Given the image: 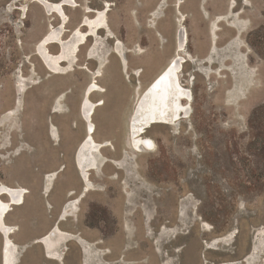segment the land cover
Instances as JSON below:
<instances>
[{"label":"rangeland","instance_id":"obj_1","mask_svg":"<svg viewBox=\"0 0 264 264\" xmlns=\"http://www.w3.org/2000/svg\"><path fill=\"white\" fill-rule=\"evenodd\" d=\"M35 1L0 0V189L26 191L0 230V264L7 243L12 264H264V0H69L65 23ZM107 5L103 52L91 39L49 71L36 47L51 28L86 33ZM182 27L188 61L176 75L191 113L148 130L155 151H135L132 113ZM94 82L107 92L92 94L88 121ZM89 122L101 162L84 176L76 153ZM52 232L68 240L49 255Z\"/></svg>","mask_w":264,"mask_h":264},{"label":"bare ground","instance_id":"obj_2","mask_svg":"<svg viewBox=\"0 0 264 264\" xmlns=\"http://www.w3.org/2000/svg\"><path fill=\"white\" fill-rule=\"evenodd\" d=\"M35 2L39 3L45 10H47L46 12H49L51 15H56L60 19V21H64V23L65 20H67V14L64 10L65 7L71 8L74 6H72L69 0H61L56 3L49 2L47 0H37ZM108 9L109 5L106 6V10L98 11L94 18H85L83 26H85L88 31L86 33H83L81 30H76L75 35L71 39H64V31L62 28L56 29L54 26L53 28H51L50 32L46 34V36L37 44L36 50L38 57H40L41 60L45 63L49 71L57 73L61 70L63 64L75 63V59L78 57L81 51V47L85 46L91 39L96 40V44L95 47L93 46V50L96 51V53L103 52L101 51L99 37L100 32L104 29V27L107 26L106 15ZM88 12L92 11L89 10ZM188 40L189 37L187 30L185 27H182L177 32L176 55L171 60L169 65L153 80L152 83H150V85L147 86V88L138 99L139 101L137 107L135 109L133 108L134 111L129 123V132L131 137L130 140H132V137L134 138V141H131V146L135 151H155V141H153V139H151L150 137L145 136L147 135L149 129L153 128L154 126L172 129L173 126L179 127L182 120H186L189 118V115L191 113L190 109L192 108L191 104L194 99L192 90H190L189 86L187 87L183 85L180 73L178 74L177 72V76L173 80L174 73L178 71L179 67L184 68V60H186V63L188 61L186 53ZM50 45L58 46L60 51L59 54L53 55L48 48V46ZM119 53L121 54L122 58H124L125 62H128L126 54L123 52L121 53L120 49ZM183 55L185 56L182 57ZM97 73L98 76L96 77V79L102 76L100 70H98ZM92 86V88L89 87L90 89L88 88L86 90L83 98L84 101L82 104V116L88 121L90 120L95 107V104H93L90 100L92 94H102L107 92L106 88H104L103 86H98V83H95ZM183 100H185L186 102H184ZM88 127V138L83 142L76 153L77 164L79 165L84 176H86V172L88 170L98 169L101 162L100 155L98 154L99 146L95 145L93 140L91 139L94 126L91 122H89ZM135 146L137 149L134 148ZM1 187L2 188L0 189V196H7L9 198V201L4 202L2 199H0V230L5 235H8L10 233V228L8 229L7 225L5 224V217L11 210L10 207L23 204L26 191L21 188H12L8 186ZM87 188L88 190L91 189V184H88ZM260 233L262 234L264 239V231H261ZM56 237H58L57 233L52 232L50 235L43 239V243L48 250L49 255H52L51 251L57 246L64 247L65 242H67L68 240L67 236H60L57 239L59 241H57L55 239ZM263 242L264 240H262V243ZM81 250L83 252L82 248ZM114 255L115 254L111 251L109 257ZM4 258L5 264H12V262L14 261V249H12L9 243L5 245ZM126 259L127 256L123 258L124 261ZM237 263L239 264L240 261H237Z\"/></svg>","mask_w":264,"mask_h":264},{"label":"water","instance_id":"obj_3","mask_svg":"<svg viewBox=\"0 0 264 264\" xmlns=\"http://www.w3.org/2000/svg\"><path fill=\"white\" fill-rule=\"evenodd\" d=\"M58 224H59V220L56 222V227L58 226Z\"/></svg>","mask_w":264,"mask_h":264},{"label":"flooded vegetation","instance_id":"obj_4","mask_svg":"<svg viewBox=\"0 0 264 264\" xmlns=\"http://www.w3.org/2000/svg\"><path fill=\"white\" fill-rule=\"evenodd\" d=\"M83 26V25H82ZM83 27H85V26H83ZM36 50H37V47H36ZM237 262V261H236ZM243 263V262H242ZM239 264H241V262L239 263Z\"/></svg>","mask_w":264,"mask_h":264}]
</instances>
